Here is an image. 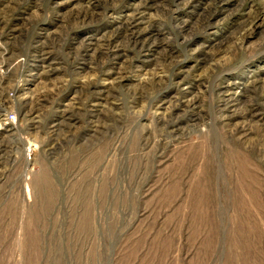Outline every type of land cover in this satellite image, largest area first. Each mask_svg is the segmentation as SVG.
Here are the masks:
<instances>
[{
	"label": "rangeland",
	"instance_id": "1",
	"mask_svg": "<svg viewBox=\"0 0 264 264\" xmlns=\"http://www.w3.org/2000/svg\"><path fill=\"white\" fill-rule=\"evenodd\" d=\"M0 264H264V0H0Z\"/></svg>",
	"mask_w": 264,
	"mask_h": 264
}]
</instances>
